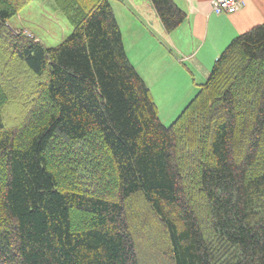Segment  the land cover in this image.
<instances>
[{
    "label": "trees",
    "instance_id": "1",
    "mask_svg": "<svg viewBox=\"0 0 264 264\" xmlns=\"http://www.w3.org/2000/svg\"><path fill=\"white\" fill-rule=\"evenodd\" d=\"M30 1L0 0V264H142L133 197L170 264H264V24L165 126L110 0H52L72 31L50 48L7 26ZM149 1L165 33L185 21ZM23 72L35 94L9 123Z\"/></svg>",
    "mask_w": 264,
    "mask_h": 264
},
{
    "label": "rangeland",
    "instance_id": "2",
    "mask_svg": "<svg viewBox=\"0 0 264 264\" xmlns=\"http://www.w3.org/2000/svg\"><path fill=\"white\" fill-rule=\"evenodd\" d=\"M110 3L122 32L127 56L132 62L135 58H141L139 55H134L135 44L137 42L143 44L145 41L143 45L147 50L146 52H150L149 59H152L154 69L149 71L150 77L147 72L142 73L146 74L144 76L157 107L160 121L165 126H169L195 97L200 86L208 78L213 65L208 71H197L189 62H184V64L175 63L179 60H175L174 52L170 50L165 40L160 38L158 34L155 35L153 42L148 39L143 40V36H140L143 35V28L136 30L134 25L136 20H140V24L147 28L149 26V23L142 22L137 14L140 11L139 9L144 6L141 0H133L132 7L127 6V3L123 5L120 0H110ZM132 17L135 19L134 22ZM7 26L13 32L23 34L29 40L34 39L46 48L59 45L72 31L70 22L52 0H31L7 22ZM136 35L140 37L136 39ZM181 57L183 58V56ZM139 68L141 70L144 65ZM161 70H163V73H159ZM24 75L13 84L15 87L10 101L19 105V107L5 110L6 119L9 123L11 121L20 122L21 119L18 121L17 118H23L25 116L24 112L26 113L25 108L22 106L25 102L29 103L28 98L32 96L31 91L34 90L33 95L35 94V87L32 85L31 79L26 78L27 74ZM60 155L62 161H65L67 158L66 151L62 150ZM62 183H67L66 178H62ZM127 203L131 217L128 222L137 233L135 240L141 246L139 258L142 264H170L169 258L167 259L165 256V249L168 246L167 240L160 224L146 207L145 202L140 197H133Z\"/></svg>",
    "mask_w": 264,
    "mask_h": 264
},
{
    "label": "crops",
    "instance_id": "3",
    "mask_svg": "<svg viewBox=\"0 0 264 264\" xmlns=\"http://www.w3.org/2000/svg\"><path fill=\"white\" fill-rule=\"evenodd\" d=\"M120 1L123 5L127 3V6H133V0ZM240 1L243 2V7L235 13L217 15L212 11L211 0H173L176 6L185 13L186 18L174 31L165 33L150 1L141 0L144 6L137 14L142 22L149 23V26L147 28L140 24V20L134 22V17L132 21L136 30L143 28V35H140L143 36V40L148 39L153 42L156 34L164 39L170 50L174 52L175 60H179L175 63L189 62L197 71L205 72L210 69L234 38L255 26L264 24V0ZM137 35L136 39L140 37ZM143 44L138 42L135 44L134 55H139L141 58H135L134 62L130 61L148 85L146 74L143 73L147 72L150 77L149 71H153L154 68L152 59H149L150 52H146ZM143 65L144 68L140 70L139 67ZM161 72L163 73V70L159 73Z\"/></svg>",
    "mask_w": 264,
    "mask_h": 264
},
{
    "label": "built area",
    "instance_id": "4",
    "mask_svg": "<svg viewBox=\"0 0 264 264\" xmlns=\"http://www.w3.org/2000/svg\"><path fill=\"white\" fill-rule=\"evenodd\" d=\"M211 4L216 14H222L234 13L243 5V2L240 0H212Z\"/></svg>",
    "mask_w": 264,
    "mask_h": 264
},
{
    "label": "bare ground",
    "instance_id": "5",
    "mask_svg": "<svg viewBox=\"0 0 264 264\" xmlns=\"http://www.w3.org/2000/svg\"><path fill=\"white\" fill-rule=\"evenodd\" d=\"M148 227H150V226H148ZM151 228V227H150Z\"/></svg>",
    "mask_w": 264,
    "mask_h": 264
}]
</instances>
